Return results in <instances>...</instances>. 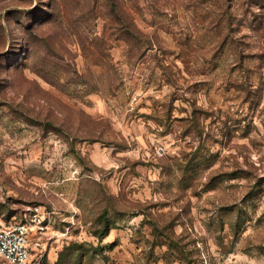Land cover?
I'll list each match as a JSON object with an SVG mask.
<instances>
[{
    "label": "rangeland",
    "instance_id": "374dc122",
    "mask_svg": "<svg viewBox=\"0 0 264 264\" xmlns=\"http://www.w3.org/2000/svg\"><path fill=\"white\" fill-rule=\"evenodd\" d=\"M35 205V264H264V0H0V219Z\"/></svg>",
    "mask_w": 264,
    "mask_h": 264
},
{
    "label": "built area",
    "instance_id": "2783aa9c",
    "mask_svg": "<svg viewBox=\"0 0 264 264\" xmlns=\"http://www.w3.org/2000/svg\"><path fill=\"white\" fill-rule=\"evenodd\" d=\"M47 227L39 205L30 206L19 218L0 219V264H35L34 243L42 240Z\"/></svg>",
    "mask_w": 264,
    "mask_h": 264
}]
</instances>
